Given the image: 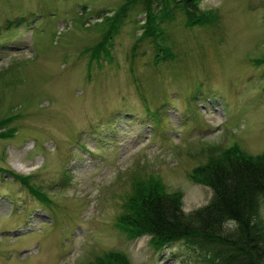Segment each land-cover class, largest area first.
<instances>
[{"label":"rangeland","instance_id":"374dc122","mask_svg":"<svg viewBox=\"0 0 264 264\" xmlns=\"http://www.w3.org/2000/svg\"><path fill=\"white\" fill-rule=\"evenodd\" d=\"M197 1L212 21L190 25L172 1L166 22L155 6V42L142 28L146 2L0 0V124L12 130L0 138V167L29 175L52 200L44 206L0 172V264H94L112 251L129 264H209L195 244L157 251L148 235L115 225L133 174L179 190L189 213L212 197L193 167L234 143L264 151V0ZM122 5L114 60L88 66L99 25ZM159 42L173 58L154 64Z\"/></svg>","mask_w":264,"mask_h":264},{"label":"trees","instance_id":"16d2710c","mask_svg":"<svg viewBox=\"0 0 264 264\" xmlns=\"http://www.w3.org/2000/svg\"><path fill=\"white\" fill-rule=\"evenodd\" d=\"M130 1L148 4V20L142 26L144 36L151 37L156 28L152 25L155 6L161 5L163 10L168 7L169 13L166 12L165 17L170 18L166 22L171 19L172 1L180 5L188 24L208 19L202 11L199 15L195 12L199 10L197 0ZM126 7L122 5L115 16L99 25L103 35L89 51L90 63L98 61L107 35L119 29ZM196 16L198 18L192 21ZM0 136L8 134L0 132ZM191 171L190 178L194 182L212 190L207 204L184 213L179 190L168 193L160 178L136 173L131 177L133 189L122 206L123 212L117 216L116 227L130 238L150 235L155 249H162L179 239L195 244L202 251H209L210 255L206 257L209 264H264V223L261 216L264 209V151L253 156L245 154L236 144L209 154L204 163ZM27 187L39 200H45L34 185ZM95 259L94 264H129L126 257L114 251Z\"/></svg>","mask_w":264,"mask_h":264}]
</instances>
